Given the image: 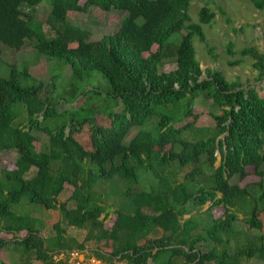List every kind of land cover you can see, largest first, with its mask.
<instances>
[{
  "label": "trees",
  "instance_id": "trees-1",
  "mask_svg": "<svg viewBox=\"0 0 264 264\" xmlns=\"http://www.w3.org/2000/svg\"><path fill=\"white\" fill-rule=\"evenodd\" d=\"M41 1L0 0V58L3 48L20 52L31 45L48 61L69 67L71 81L57 101L55 81L46 88L50 96L43 98L46 85L28 67L10 66L8 77H0V153H17L15 168L0 172V250L19 242L41 264H54L55 253L84 251L94 242V255L112 264H240L241 258L264 264V235L235 241V253L226 248L232 232L238 234L232 226L242 208H235L250 193L247 186L232 184V178L242 181L253 169L264 181V98L256 88L227 81L220 71L207 69L204 78L193 38L213 53L203 25L210 26L216 14L203 7L199 22L193 23L189 10L196 0H52L47 24L54 37L47 39L43 23L33 16ZM250 1L264 10V0ZM90 8L126 15L116 33L88 42L76 37L82 33L68 27L67 19L69 13ZM182 30L187 33L174 57L176 69L160 72L167 41ZM226 48L230 59L251 56L257 81H264V53L236 50L233 43ZM240 59L229 66L240 65ZM95 72L103 75L108 95L119 99L122 109L82 118L75 113L65 120L69 109L58 112V106L91 99L97 92L92 80L100 79ZM201 96L220 111H210L214 132L184 139L188 123L175 125L182 117L168 115L165 107L184 100L186 116L198 119L191 107ZM85 128L92 131L90 149L78 139ZM133 128L137 134L128 141ZM36 133L49 138L44 150L35 148ZM141 173L152 176L148 189L139 188ZM107 181L112 193L121 188L134 207L132 213L117 208L110 229L104 225L108 215L102 219L105 202L96 193ZM70 187L71 208L59 202ZM15 205L24 210L15 212ZM220 208L225 214L215 218L213 211ZM42 209L60 215L49 237H42L44 222L34 217ZM195 211L204 218L191 215ZM259 213L255 206L245 222L261 231ZM64 224L85 231L84 241L67 235ZM24 232V238H17Z\"/></svg>",
  "mask_w": 264,
  "mask_h": 264
},
{
  "label": "rangeland",
  "instance_id": "rangeland-1",
  "mask_svg": "<svg viewBox=\"0 0 264 264\" xmlns=\"http://www.w3.org/2000/svg\"><path fill=\"white\" fill-rule=\"evenodd\" d=\"M52 0H42L37 6L34 13V19L36 22L43 23V31L46 34V38L50 39L54 37V33L50 30L47 20L49 17ZM83 5V3H81ZM203 7H207L214 14H216L215 20L210 26L203 25V29L206 34L207 44L213 49V53L210 54L207 47L199 42L197 37L193 38V45L196 50L197 58L201 63L202 70L204 72L207 69L220 71L227 81H238L243 85H248L256 88L260 97L264 98V81H257L258 72L254 69V59L251 56L240 59L235 57L230 59L227 54L226 46L228 43H233L236 50H242L244 48L254 49L255 52L261 54L264 53V10L260 11L256 9L250 0H196L191 3L189 14L193 23L199 22V13ZM221 12L225 15L222 16ZM125 13L112 10L111 12H104L99 8H90L86 13H69L68 14V27L81 32L83 37L88 42H96L101 40L106 35L116 33L121 25L122 20L125 17ZM228 20L230 22H228ZM186 30L172 35L164 48V64L159 65V71L168 73L176 69V63L174 57L177 54V49L181 44L183 37L186 35ZM35 42V41H33ZM32 42V43H33ZM157 47H154V51ZM240 59L242 63L238 66H229V61ZM58 63L61 67H59ZM63 62L48 61L44 56L39 55L31 45H27L22 48L20 52H14L12 50L3 48L2 57L0 58V77H8L10 66L16 65L19 68L28 67L31 75L43 82L46 86L44 88L42 97L47 98L50 96L46 88L50 87V83L55 81L56 95L55 100H62L61 93L70 84L71 70L69 67H63ZM99 76L98 82L92 80L93 88H96L95 95L86 100L87 96L81 101H75L69 104L61 103L58 106V112L65 111V120H70L77 113L79 118L93 117L94 114H110L118 112L122 109V102L119 99L113 98L108 95L109 87L108 83L99 72L93 73ZM95 81V82H94ZM48 86V87H47ZM53 87H51V90ZM50 90V88H49ZM82 90V89H81ZM212 100L205 99L204 96L198 98V100L191 107L194 114L200 115L198 119H194L192 114L189 117L186 116V103L184 100L178 105H169L165 107V112L171 116H181L182 120L177 121L175 125L181 124L188 125L184 128L182 137L191 141L203 139L211 136L214 132L216 125L215 121L210 115V111L213 110L214 114H219L218 107L213 109ZM187 117V118H186ZM157 120V119H156ZM106 129H109L110 125L103 122ZM137 129L133 128L130 131L128 141L131 140L134 135L137 134ZM92 135V131L84 129L82 134L78 137L79 141L89 147V139ZM36 142L34 143L37 151L44 150L49 138L43 133H36ZM220 161V156H218ZM17 160V153L15 151L0 153V172L5 169H14L15 162ZM249 176L244 180H239L237 177L232 178L231 183L238 185L240 188L248 187L249 195L239 201V204L235 209L237 210V220L232 226L235 234L230 237L232 242L229 247H226L230 253H235L233 245L235 241L247 242L245 238H254L260 235H264V181L260 182V177L254 175L253 169H248ZM186 171H189L187 169ZM34 173V171H33ZM184 174L179 176L182 179ZM148 181V182H147ZM152 176H145L141 173L140 189L149 188V182H152ZM260 182V183H259ZM156 183V181H155ZM259 183V184H258ZM111 183L104 182L96 187V193L99 198L105 202L107 212L102 219H105L104 225L107 229L112 228L116 220L115 211L117 208H122L123 211L132 213L134 207L131 203L122 196V189L118 188L112 193ZM72 193V188H68L59 198L60 203H65L69 208L74 204L69 202ZM26 202V199L23 201ZM258 206L259 221L262 226V230L251 229L245 222L246 218L251 215L252 209ZM209 206L205 207L204 211ZM13 210L17 213H21L24 210L23 206L15 205ZM225 214L224 209L220 208L213 211L215 218L223 217ZM191 215L204 216L203 212L195 211L191 212ZM34 217L41 219L44 222V228L41 232L42 237H49L54 235L53 226L60 220V215L57 211H49L42 209L39 213L35 212ZM188 217V216H187ZM204 218V217H203ZM199 221L200 218L196 217ZM206 219V217H205ZM67 232V235L76 238L79 242H83L86 232L77 228L63 225ZM162 234V231H158V236ZM242 239H241V236ZM26 233H22L17 238H24ZM8 240H13L12 236H5ZM97 244L89 242L86 245L88 255H92V252L97 249ZM93 256V255H92ZM0 261L5 264H41L32 253H26L23 246L19 242H13L8 244L5 248L0 250ZM240 264H263L262 261L256 258H241ZM92 264V263H90Z\"/></svg>",
  "mask_w": 264,
  "mask_h": 264
},
{
  "label": "built area",
  "instance_id": "built-area-1",
  "mask_svg": "<svg viewBox=\"0 0 264 264\" xmlns=\"http://www.w3.org/2000/svg\"><path fill=\"white\" fill-rule=\"evenodd\" d=\"M80 251L74 250L72 252H59L53 255L54 264H84L80 258ZM92 262L95 263V259L92 258ZM97 263V262H96ZM97 264H100L98 262Z\"/></svg>",
  "mask_w": 264,
  "mask_h": 264
},
{
  "label": "crops",
  "instance_id": "crops-1",
  "mask_svg": "<svg viewBox=\"0 0 264 264\" xmlns=\"http://www.w3.org/2000/svg\"><path fill=\"white\" fill-rule=\"evenodd\" d=\"M189 217V216H188ZM187 216L185 218H188ZM62 252V251H61ZM88 250H84V251H80V258L82 259V261L84 262V264H97L98 262H100V264H112V263H108L106 261L100 260L98 259L95 255L94 252H92V255H88L89 253H87ZM92 258L95 259V263L92 262ZM113 264H127L125 261H115L113 262Z\"/></svg>",
  "mask_w": 264,
  "mask_h": 264
},
{
  "label": "clouds",
  "instance_id": "clouds-1",
  "mask_svg": "<svg viewBox=\"0 0 264 264\" xmlns=\"http://www.w3.org/2000/svg\"><path fill=\"white\" fill-rule=\"evenodd\" d=\"M77 251H79V250H77ZM59 253V252H58ZM56 254V253H55ZM61 264V263H60Z\"/></svg>",
  "mask_w": 264,
  "mask_h": 264
}]
</instances>
